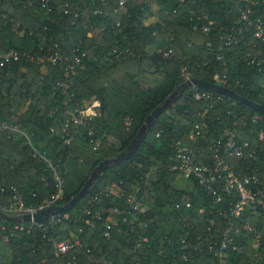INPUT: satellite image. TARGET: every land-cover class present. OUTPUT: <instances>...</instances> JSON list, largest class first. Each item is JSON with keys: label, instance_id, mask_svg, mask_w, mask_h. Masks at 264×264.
<instances>
[{"label": "trees", "instance_id": "16d2710c", "mask_svg": "<svg viewBox=\"0 0 264 264\" xmlns=\"http://www.w3.org/2000/svg\"><path fill=\"white\" fill-rule=\"evenodd\" d=\"M28 1L33 7L26 6ZM116 1L108 0L107 16L97 19L91 16L90 0H0V63L9 49L24 54L16 62L0 65V127L17 126L30 135L36 150L47 154L63 180L60 205L81 190L101 162L114 158L131 144L148 115L184 82L181 67L189 77L213 84L215 74H226L230 81L241 84L235 89L236 94L264 106V70L257 73L256 67L248 66L245 60L246 56L253 57L264 68V44L256 43L251 33H243L240 43L231 47L220 39L231 27L238 26L241 6L235 1L129 0L127 16L115 13ZM66 5L69 10L81 9L80 18L72 27L64 15ZM156 8L168 11L160 16L162 23L152 20ZM190 12L213 20L214 31L208 35L193 31ZM250 18L264 24V2L253 7ZM50 39L63 51L76 46L86 53L85 67L72 79L67 95L56 87L65 77L62 71L30 60V56L40 55V48H46ZM169 49L170 59L163 58ZM226 85L231 87L230 83ZM193 91L184 92L160 114L126 162L110 167L98 178L90 192L67 213L71 221L50 230V234L61 238L73 233L90 247L89 254L82 250L71 254L76 256L77 264H220L208 247L220 244L228 225L218 211L228 210L237 197L226 196L214 205L208 191L198 185L193 183L190 187L184 180L185 184L179 186V175L168 167L175 162L177 144L201 150L205 155L230 125L227 101L213 111L199 113L206 104L193 100ZM93 97L101 104L94 120L98 134L104 135L100 148L92 150L82 135L69 145L63 144L64 113ZM237 106L243 118L257 113L239 101ZM218 116L223 120L221 124L216 120ZM127 119L129 126L125 125ZM204 121L210 129L198 141L191 140L189 135L195 125ZM249 129H240V142L252 141ZM227 162L236 172L254 174L260 182L257 187L263 190L264 158L257 162L232 158ZM114 184L125 192L124 199L107 194L106 190ZM3 185H14L26 207H33L54 193L51 173L43 162L34 156L24 138L7 130H0V187ZM135 193L140 208L131 238L139 234L148 239L136 252L124 236L130 230L127 222H120V231L112 229L109 240L101 237V224L95 229L84 225L86 210L120 206L128 194ZM10 194L0 192L3 213L9 206ZM97 194L100 195L95 200ZM182 196L190 207L181 205L175 209L176 203L182 204ZM233 223L239 232L230 237L231 245L225 251L227 263L264 264V210L247 211ZM246 225L251 231L244 229ZM14 226V222L0 217V246L7 251L6 256L0 254V264H43V259L48 264H67L70 260L54 256L41 229L33 226L27 233V225L23 230H15ZM79 229L85 233H78ZM182 238L186 244L181 243ZM187 242L197 243L198 248L189 247ZM255 242L259 246H254ZM184 254L187 261L182 260Z\"/></svg>", "mask_w": 264, "mask_h": 264}, {"label": "built area", "instance_id": "2783aa9c", "mask_svg": "<svg viewBox=\"0 0 264 264\" xmlns=\"http://www.w3.org/2000/svg\"><path fill=\"white\" fill-rule=\"evenodd\" d=\"M26 1V0H20ZM45 0H40L44 2ZM48 1V0H47ZM231 1V0H230ZM241 6V11L238 19L237 28L231 27L227 34L220 36V39L224 42L226 47L236 46L240 43V38L243 33H251L252 38L256 43L264 44V24L260 20L252 21L250 15L252 13L253 7L261 4L264 0H232ZM183 2V0H180ZM129 0H117L116 7L114 8L115 13L119 16L126 15L128 7L127 4ZM90 5L92 6L91 16L97 19L105 18L107 16L106 9L109 7L108 0H90ZM27 7H33L31 1L27 2ZM9 6H3V9H8ZM50 10L48 9V12ZM156 16L152 18L153 21L162 23L161 15L168 13L165 9H155ZM174 13L176 11H173ZM81 9L77 8L74 11L68 9V5L64 10V15L67 16V24L72 27L80 18ZM13 20H11L12 22ZM190 21L193 31H200L204 35H208L214 31L215 22L207 18L206 15L197 16L195 13L190 12ZM18 26V24H16ZM115 23L114 26H118ZM24 30L20 31L23 34ZM90 36V35H88ZM256 43L253 46H256ZM40 55L37 57L30 56L31 61H35L37 65H43L48 63L52 66H56L60 71L64 73V78L56 83V87L62 90L63 95H67L71 85L72 79L75 78L80 70L85 67L84 59L86 58V53L81 51L79 47L72 46L67 50H61L59 44L54 40H49V45L46 48H40ZM24 54L9 49L2 56V61L0 65L10 64L20 60ZM171 50H167L163 53V58L170 59ZM246 63L248 66H255L257 73L262 74L264 68L261 62L253 57L246 56ZM181 74L184 76V82L192 79L184 72V67H181ZM215 83L219 86H223L235 92L238 88V80L233 82L228 79L226 74L220 75L215 74L213 77ZM230 83V86L226 84ZM193 87L192 98L197 102H203L206 104V108L202 109L199 113H206L208 111H213L215 108L220 106L224 101L228 102L226 107V114L230 118V125L224 128L221 135L215 140V143L208 148V153L203 155L201 150L195 151L194 149L186 146L177 144L175 162L169 164V170L175 172L179 175V178L187 181L192 187L193 183L199 187L208 191L213 199L214 205L222 202L224 197H229L235 195L237 197L235 202H231L228 210L218 211V216L223 217L228 225L223 230V238L218 246L210 245L208 250L213 252L218 259L220 264H228L226 260L225 251L228 246L231 245L230 237L232 233H238L239 229L234 226L233 220H238L247 211H254L259 209L264 210V197L263 190H259L257 184V177L252 173L247 172H236L233 170L230 163L227 162L228 159H239L244 162H257L263 161L264 156V117L255 113L248 118H243V113L238 110L237 100L230 97L215 93L208 89H203L202 91ZM262 91H264V84L261 85ZM71 96H73L71 94ZM100 101L96 98H91L89 100H83L80 103H76L72 110H68L64 113L65 121L63 123L61 133L63 138V144L69 145L74 138L78 135L84 136L90 144L92 150H98L102 144L104 135H99L98 131L94 126V120L98 117V109L100 108ZM228 108V109H227ZM219 124L222 123L220 116L216 118ZM130 120H125V125H130ZM248 132L252 134V141L245 139L240 142L239 131L241 128H248ZM210 129L209 123L207 121L201 124L195 125L194 129L189 135V138L193 141H198L200 137L204 135ZM0 130H7L9 132L18 133L22 138H24L25 143L31 148L34 156L38 158L39 161L43 162L45 169L51 173L53 179L54 193L48 198L42 200L39 204L33 207H26L21 195L17 191L14 185L1 186L0 192L5 193L10 191V203L7 207L5 214L10 216H21L40 213L45 209L52 206H60L58 202L63 196V180L60 173L57 171L50 158L45 152H40L32 146L30 135L21 131L17 126H2ZM159 134H156L158 137ZM113 189H116L121 193L120 196L112 193L110 187L106 190L107 194L112 195L118 200H122L125 197V192L119 185H112ZM97 194L95 200L99 197ZM181 205L186 208L190 207V203L187 201L185 196H182V204L176 203L174 205L175 209H180ZM95 208V207H92ZM140 203L137 200L136 193L128 194L120 204L116 207H107L101 211L86 210L85 218L82 221L85 226L90 229H95L97 224H101L104 231L101 237L105 240H109L110 231L116 229L120 231V222H127L130 230L124 232V236L127 238V242L132 244V249L134 252L139 248L141 243H147L148 239L142 235H135V238H131V232L135 233V226L138 223V218L136 217V212L139 211ZM202 212V211H201ZM200 212V213H201ZM68 213V212H67ZM67 213L50 215L44 223L34 222L33 220L26 223H15V230H23L25 225H27V233L36 226L37 229L42 230V237L50 244V247L56 258L67 257L70 260L67 264H77L76 256H71L75 251H84L86 254L91 253L89 246L84 245L80 239L77 238L73 233H69V237L61 238L58 235L50 234V230L54 226L64 225L66 222L71 221L70 216ZM64 223V224H63ZM244 229L251 231L249 225L244 226ZM83 229H79L78 233H85ZM98 239V237H96ZM182 244H186L185 240L181 239ZM189 247L197 249V243L187 242ZM254 246H259L258 242ZM100 248V247H99ZM233 250L240 251V248L233 247ZM164 254L166 251H162ZM182 260L187 261V256L182 255ZM51 262H54L52 259ZM43 264H48L46 259H43ZM83 264V263H82ZM98 264V263H96ZM102 264H112L103 261Z\"/></svg>", "mask_w": 264, "mask_h": 264}, {"label": "water", "instance_id": "95a60500", "mask_svg": "<svg viewBox=\"0 0 264 264\" xmlns=\"http://www.w3.org/2000/svg\"><path fill=\"white\" fill-rule=\"evenodd\" d=\"M193 87H199L203 89L211 90L215 93L230 97L232 99H235L247 107L251 108L257 113L264 115V106L256 104L250 100H247L240 95L236 94L232 90H229L228 88H225L223 86H219L217 84L205 82L198 79H190L185 82H183L181 85H177L173 93L164 101V103L154 109L146 118L145 122L139 129V132L137 133L135 139L131 142V144L122 152L118 153L114 158L104 160L101 162L91 173L89 179L86 181L84 186L81 188V190L67 203L60 205V206H52L44 211L34 214L33 216L30 215H21V216H10L2 211H0V217L14 223H26L30 221L38 222V223H44L47 221V219L50 217V215L54 214H61V213H67L71 211L76 204L84 198L91 190V187L93 184L98 180V178L110 167L118 166L124 162H126L129 157L136 151V149L140 146L141 142L144 140L146 134L149 132L152 125L155 123L157 118L165 112L167 108H169L176 100L177 98L182 95L187 90L193 88ZM263 197H264V186H263Z\"/></svg>", "mask_w": 264, "mask_h": 264}, {"label": "rangeland", "instance_id": "374dc122", "mask_svg": "<svg viewBox=\"0 0 264 264\" xmlns=\"http://www.w3.org/2000/svg\"><path fill=\"white\" fill-rule=\"evenodd\" d=\"M149 81H150V78L145 79V82H146L147 84H148ZM168 114H169L170 116H172L171 113H168ZM178 179H179L178 184H179V186L182 187V186L185 184V181H184L182 178H178ZM189 186H190V185H189ZM110 191H111L112 193L118 195V196L121 195V193L118 192L116 189H113L112 186L110 187ZM6 253H7L6 249H5L3 246H0V254H2L3 256H6Z\"/></svg>", "mask_w": 264, "mask_h": 264}]
</instances>
